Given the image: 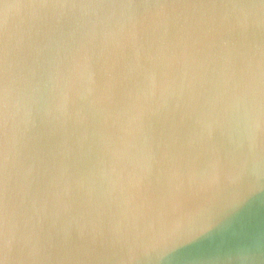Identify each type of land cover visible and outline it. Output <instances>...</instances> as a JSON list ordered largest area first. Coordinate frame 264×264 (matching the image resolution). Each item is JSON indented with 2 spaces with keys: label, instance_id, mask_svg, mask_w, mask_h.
Wrapping results in <instances>:
<instances>
[{
  "label": "water",
  "instance_id": "obj_1",
  "mask_svg": "<svg viewBox=\"0 0 264 264\" xmlns=\"http://www.w3.org/2000/svg\"><path fill=\"white\" fill-rule=\"evenodd\" d=\"M56 4L77 7L58 11ZM121 4L140 14L154 4L260 8L264 0H0V85L6 72L14 78L39 65L25 155L36 166L33 191L48 199L45 228L52 241L43 264H264V117L253 126L248 103L227 118V95L206 104L219 115L204 141L193 140L194 120L180 122L176 98L147 116L135 142L147 143L152 160L138 188L114 166L113 150L127 136L115 115L123 102L96 104L84 94L58 120L47 115L48 61L58 45L93 25L101 43ZM228 39L264 46V23L247 32L237 28ZM30 41L47 47L40 53ZM120 70L126 71L124 62ZM95 71L102 85L106 76L99 65ZM177 163L180 178L173 176ZM190 171L220 179L211 190L187 192ZM181 179L184 192L175 200ZM145 244L156 248L145 251Z\"/></svg>",
  "mask_w": 264,
  "mask_h": 264
},
{
  "label": "clouds",
  "instance_id": "obj_2",
  "mask_svg": "<svg viewBox=\"0 0 264 264\" xmlns=\"http://www.w3.org/2000/svg\"><path fill=\"white\" fill-rule=\"evenodd\" d=\"M51 7L63 11L77 5ZM111 15L117 16V24L105 31L101 43L93 25L58 45L48 61L47 115L58 120L84 94L92 95L96 104L123 102L115 115L127 136L113 150V159L114 166L127 172L129 186L142 185L152 160L150 147L146 142L137 144L135 133L142 132L146 117L167 106L168 100L177 99L181 123L194 120L198 125L192 133L194 141H204L210 134L219 113L205 105L214 104L217 97H229L225 118L242 101L250 105L253 126L264 117V46L238 45L228 39L237 28L247 32L264 23V7L154 4L137 14L130 4H121ZM33 46L40 53L47 47L30 41L29 47ZM122 62L126 71L120 70ZM97 65L106 76L102 85L96 82ZM38 67L37 61L29 64L14 78L6 72L0 85V264H43L52 241L45 228L47 194L33 191L36 166L25 155ZM183 175L175 164L173 176ZM219 179L218 175L197 178L190 171L187 192L211 190ZM183 192L181 179L175 200Z\"/></svg>",
  "mask_w": 264,
  "mask_h": 264
}]
</instances>
